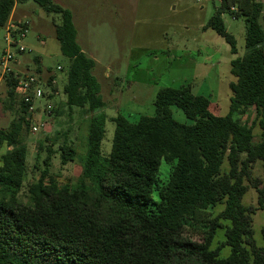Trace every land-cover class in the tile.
I'll use <instances>...</instances> for the list:
<instances>
[{
    "label": "trees",
    "instance_id": "1",
    "mask_svg": "<svg viewBox=\"0 0 264 264\" xmlns=\"http://www.w3.org/2000/svg\"><path fill=\"white\" fill-rule=\"evenodd\" d=\"M28 1L60 17L55 38L70 62L63 90L67 106L92 114L104 109L92 75L96 62L78 44L68 10L54 0H0V33L16 7ZM224 15L244 21L247 50L231 63L236 81L230 84L228 115L221 116L217 105L194 95L189 86L164 88L156 96L154 116L136 122L121 115L112 118L115 131L107 155L102 153L105 116H92L76 182L59 184L51 176L54 155L59 153L66 166L75 161L76 150L67 141L58 151L53 143L39 145L37 160L42 153L45 157L39 179L29 187L30 206L20 204L18 196L28 157L20 138L24 129L31 130V104L16 96L22 76H6L8 108L18 115L9 130H0V147L7 149L0 165V264H264V249L253 240L251 218L257 209L242 203L246 182L252 183L258 210L264 211V188L252 176L254 165L264 162V6L261 0H220L203 27L215 31L237 54ZM34 62L41 78L40 58ZM172 107L192 124L177 122ZM252 110L255 119L243 123L241 118ZM257 125L262 134L255 142ZM162 162L172 166L164 184L157 179ZM219 206L223 210L214 215ZM200 220L205 223L203 241L196 244L183 232ZM221 230L225 240L213 247Z\"/></svg>",
    "mask_w": 264,
    "mask_h": 264
},
{
    "label": "rangeland",
    "instance_id": "2",
    "mask_svg": "<svg viewBox=\"0 0 264 264\" xmlns=\"http://www.w3.org/2000/svg\"><path fill=\"white\" fill-rule=\"evenodd\" d=\"M264 6V0H261ZM68 10L77 31V42L84 53L95 60L92 71L99 88L104 109L95 113L78 108L70 109L66 104L64 86L67 83L69 60L62 56L59 42L55 38V25L60 24L59 15L47 14L33 1L19 5L18 17L29 23L27 37L20 41L26 48L17 55L11 68L20 71L21 76L37 73L34 57L39 55L43 74L47 82L45 90L49 101H37L38 113L33 121H43L47 129L34 134L24 129L20 141L28 148L27 175L19 192L18 201L25 206L32 205L30 185L37 182L42 168V153L37 160L39 145L50 146L57 150L67 141L77 152L74 162L62 166L60 154L54 155L51 176L59 184L74 183L82 173L83 159L87 150L88 121L92 116H105V137L102 153L107 155L112 149L115 124L111 121L121 115L131 122L140 117L155 114V100L164 88L190 87L194 95L204 96L219 107L220 115L230 113L232 92L230 84L236 79L231 74L232 61L244 57L246 50V29L242 19L236 20L224 15L223 20L229 33L236 40L237 54L231 53L229 44L211 29L203 31L209 20L215 16L220 0H54ZM264 28V19H261ZM6 30L0 33V61L8 50L5 41ZM63 68L59 71L58 68ZM47 68V69H46ZM51 70V73L48 72ZM55 75V76H54ZM55 78L53 88L48 80ZM46 104L53 106L50 117L41 113ZM174 119L181 124H192L178 108L172 107ZM16 110L8 108L5 81L0 85V130H9L17 119ZM240 118V117H238ZM255 119L254 110L241 118L243 123ZM262 130L259 125L254 129L255 142L260 140ZM50 138V141H47ZM5 147H0V165ZM39 168V169H38ZM227 170V163L223 166ZM172 166L162 162L157 179L167 183ZM252 176L264 188V162H257ZM248 191L242 203L257 209L252 216L253 240L258 248L264 249V211L258 210V193L252 183L246 182ZM158 199L157 195L154 196ZM215 209L214 215L223 210ZM202 220L183 232L185 239L196 244L203 241ZM225 240L224 230L219 234L213 247ZM229 254L224 250L223 256Z\"/></svg>",
    "mask_w": 264,
    "mask_h": 264
},
{
    "label": "built area",
    "instance_id": "3",
    "mask_svg": "<svg viewBox=\"0 0 264 264\" xmlns=\"http://www.w3.org/2000/svg\"><path fill=\"white\" fill-rule=\"evenodd\" d=\"M233 11H236L235 8H232ZM29 23L28 22H20L13 23L10 22L6 27L7 35L5 37V41L8 44V50H6L3 54V57L0 61V81H4L6 76H9L12 73H15L13 68H11L10 64L16 61L17 55H20L25 52L26 48L21 44L20 41H23L29 32ZM59 71L62 68H58ZM56 81H52V85L54 86ZM45 85L47 86V82H43L40 76L36 75H25L22 76L21 82L16 89V96L20 103L23 104H31L29 108V113L32 116V126L31 131L34 134L41 133L47 129V125L45 122L33 121L34 116L39 112L36 109V102L40 100L49 101L50 92L47 94L45 90ZM48 85L49 88H53ZM53 110V106L51 104H46L44 106V110L41 112L45 116L50 117L51 111Z\"/></svg>",
    "mask_w": 264,
    "mask_h": 264
},
{
    "label": "crops",
    "instance_id": "4",
    "mask_svg": "<svg viewBox=\"0 0 264 264\" xmlns=\"http://www.w3.org/2000/svg\"><path fill=\"white\" fill-rule=\"evenodd\" d=\"M18 13H19V6H17L16 7V9H15V11H14V13H13V15H12V19H11V22L13 21V23H20V22H23V20L21 19L20 20V18L18 17ZM36 57H39L40 58V64L42 63V59H41V57L39 56V55H37V56H35L34 57V59L36 58ZM15 65H16V67H18L19 65H20V62L18 61V60H16L15 61ZM47 69V68H46ZM14 72L16 73V74H19V73H21L20 71H16L15 69H14ZM55 76V75H54ZM53 80H55V78H53ZM52 80V81H53ZM2 84V81H0V85Z\"/></svg>",
    "mask_w": 264,
    "mask_h": 264
}]
</instances>
